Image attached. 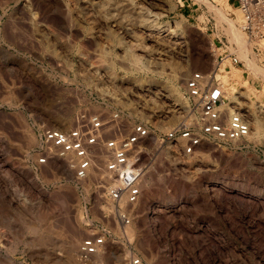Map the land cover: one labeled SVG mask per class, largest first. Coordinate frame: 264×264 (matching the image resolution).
Here are the masks:
<instances>
[{"label": "rangeland", "instance_id": "374dc122", "mask_svg": "<svg viewBox=\"0 0 264 264\" xmlns=\"http://www.w3.org/2000/svg\"><path fill=\"white\" fill-rule=\"evenodd\" d=\"M224 2L238 20L234 0ZM210 6L0 0V264H68L65 243L72 236L82 263L95 264L79 248L97 224L110 234L102 264H128L132 255L146 264H264V133L257 138L252 127L244 140L203 143L193 155L149 138L142 196L127 209L132 223L125 232L103 220L90 182L82 192L60 161L36 163L41 129H71L83 108L120 106L168 131L194 113L184 89L196 71L217 70L226 88L242 96L250 121L255 110L264 124V47L258 62L247 42L238 49L243 63L227 56L220 65L218 36L235 42ZM208 16L216 23L207 26Z\"/></svg>", "mask_w": 264, "mask_h": 264}, {"label": "built area", "instance_id": "2783aa9c", "mask_svg": "<svg viewBox=\"0 0 264 264\" xmlns=\"http://www.w3.org/2000/svg\"><path fill=\"white\" fill-rule=\"evenodd\" d=\"M234 2L241 14L239 25L254 43L259 57L263 53L260 43L264 41V0ZM208 17L207 26L213 21L216 23L214 17ZM218 37L220 40L214 43V50L219 64L227 56L234 64L243 63L233 50L234 45L224 42L221 34ZM219 76L217 70L196 71L185 80L184 98L189 110L198 109L196 120L189 119L191 116L187 114V119L161 132L127 108L105 106L98 111L83 108L76 113L71 129H41L36 163L48 165L54 160L66 161L82 192H86L84 183L90 182L91 194L100 201L103 220L115 222L121 231L132 223L127 209L142 196V183L148 169L145 158L149 154V138H156L160 144L172 143L184 154L193 155L203 143L238 142L250 134L248 112L239 102L231 100ZM104 205L110 208L109 213L104 212ZM93 227L92 233L80 244V254L84 258L99 253L110 241L104 224ZM128 264L146 262L139 255H132Z\"/></svg>", "mask_w": 264, "mask_h": 264}, {"label": "bare ground", "instance_id": "6f19581e", "mask_svg": "<svg viewBox=\"0 0 264 264\" xmlns=\"http://www.w3.org/2000/svg\"><path fill=\"white\" fill-rule=\"evenodd\" d=\"M199 2H203V3H205L206 4V2H208V3H210L213 7L215 6V10L217 11V13H219V15H217L218 16V19H220V21H222V22H224L225 24H226V27L224 28L223 27V29H225V31H226V34H227V36H228V38H229V40H232V41H234L238 46H239V48H237V45L235 44V43H232L231 42V44L232 45H234V51H236V53H237V55H239V51H238V49H240V51H243V50H245L246 48V46L248 45V43L249 44H251V46L253 47V43L247 38V36H246V34L242 31V28H241V26L239 25V22H240V20H241V14H240V12H239V10H238V12H239V17H238V20L237 19H234L233 17H229L228 15H227V12H228V10L226 11L225 10V8H224V6H225V4L227 3H222V1H225V0H220L219 2L217 1V0H198ZM228 4V3H227ZM226 4V5H227ZM211 7V6H210ZM213 7H211V8H213ZM217 7H218V9H217ZM222 8H224V9H222ZM222 11H221V10ZM214 10V9H213ZM221 12V13H220ZM155 14V13H154ZM156 15V14H155ZM155 15H149V17L151 18V17H153V18H156V16ZM220 17V18H219ZM148 18V17H147ZM146 19V18H145ZM152 19V18H151ZM148 20V19H147ZM154 20V19H153ZM156 20V19H155ZM154 23V22H153ZM223 26V25H222ZM171 29V28H170ZM245 37V38H244ZM248 42V43H247ZM260 45H261V47H264V41L263 42H261L260 43ZM132 53V52H131ZM130 56H131V54H130ZM134 61H136V62H138V61H140V59H141V57H139L138 55H136V54H133L132 55V57H131ZM251 58H253V59H255L257 62L259 61V59L257 58V55H256V53L253 51V48L251 49ZM260 67V69H262V70H264V67L263 66H261V65H259ZM179 76V75H178ZM180 76H182V75H180ZM224 82V81H223ZM225 83H228V82H225ZM228 87H227V90H228V92L230 93V96H231V100L232 101H234V102H239L238 104H240L241 105V103H240V101H239V97H237L236 95H235V93H237V92H233V90L232 89H234L233 87H230V84L229 85H227ZM175 91V90H174ZM175 92H177V91H175ZM178 93V92H177ZM178 95V94H177ZM241 96V95H240ZM242 97V96H241ZM238 100V101H237ZM197 108H195V109H193L192 111H194V113H193V115L189 118V119H192V120H196V118L194 117L196 114V112H197ZM251 110H252V108H251ZM250 111V110H249ZM190 112H191V110H190ZM252 114V122L249 120V124H250V127H252L254 130H255V132H254V136L255 137H259V136H261L263 133H264V124L262 123V121H261V119L259 118V116H258V114L255 112V110L251 113ZM250 114V115H251ZM171 117V116H170ZM140 119V118H139ZM176 118H175V116H173L172 118H171V120H175ZM57 121H59L60 123H61V125H63V124H65L66 123V119H64V118H58V119H56V122ZM67 124V123H66ZM57 127H60V128H62V126H57ZM251 133V132H250ZM250 136V134L248 135V137ZM58 161H60L61 163H63V167H64V170H67L66 172H70V173H72V171L69 169V167H68V164H67V162L66 161H62V160H58ZM147 171V170H146ZM150 172H152V171H150ZM146 173V172H145ZM153 173V172H152ZM148 180V179H147ZM154 180V179H153ZM149 181V180H148ZM144 182H146V181H144ZM146 185H148V184H146ZM150 185V184H149ZM148 187V186H147ZM26 202V201H25ZM29 204V203H28ZM27 206V205H26ZM105 211H107L108 213H109V207L106 205V207H105ZM131 225V224H130ZM126 227H128V226H125L124 228H121L122 229V231L123 232H125V228ZM75 232V231H74ZM77 233V232H76ZM76 236V235H75ZM78 241V240H77ZM77 241H76V237H73L72 236V238H70V239H68V241L65 243V248H67V257H66V260H68V264H84V263H82V260H80L79 258H78V256H77V254H76V248H77V246H78V244H77ZM64 245V244H63ZM115 245V244H114ZM115 248H116V246H114ZM105 249V248H104ZM104 249H100V251H99V253H97V254H95V255H92V256H89L88 258H85V260L86 261H89V260H91V258H92V262L91 263H95V264H102V262L104 261L103 259H104V257H105V254L107 253L106 251H103ZM112 249V248H111ZM121 249V248H120ZM114 250V249H113ZM121 251V250H120ZM117 252H119V251H117ZM79 253H80V248H79ZM113 253V252H112ZM81 255V254H80ZM98 255V256H97ZM110 255V254H109ZM115 255L116 254H114V255H111V258H117V256H119V255H117L116 257H115ZM94 256H96V257H94ZM81 257H83V256H81ZM110 258V259H111ZM129 258V257H128ZM83 259H84V257H83ZM120 259V258H119ZM115 260V259H114ZM115 262H117V261H115Z\"/></svg>", "mask_w": 264, "mask_h": 264}]
</instances>
